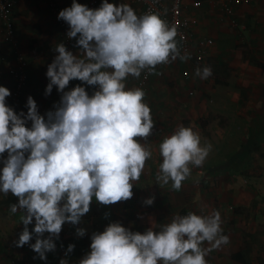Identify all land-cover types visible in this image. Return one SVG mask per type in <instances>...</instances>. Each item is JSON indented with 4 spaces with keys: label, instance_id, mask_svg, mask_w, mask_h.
<instances>
[{
    "label": "clouds",
    "instance_id": "9594fccd",
    "mask_svg": "<svg viewBox=\"0 0 264 264\" xmlns=\"http://www.w3.org/2000/svg\"><path fill=\"white\" fill-rule=\"evenodd\" d=\"M58 19L69 25L67 36L76 38L82 52L77 56L63 43L56 46L58 55L47 66L45 89L46 96L53 86L62 93L55 111H48L45 119L29 96L27 114H17L6 103L10 90L0 86V156L7 153L0 193L17 197L10 211L24 213L16 246L28 244L35 234L30 247L42 260L55 250L53 237L59 238L62 225L77 224L90 211L93 197L103 205L131 199L133 182L139 181L152 157L150 148L140 142L155 127L146 92L126 88L128 77L138 79L145 70L159 74L158 65L190 58L181 55L177 26H170L159 12L137 15L129 4L108 0L92 9L73 0ZM195 75L206 80L212 69L197 67ZM71 80L98 90L89 95L77 85L65 91ZM28 121L31 127L26 126ZM212 147L209 142L202 145L192 127L179 126L159 144L162 163L156 182L160 186L171 182L179 191L191 175L190 165L202 167ZM153 202L154 198L145 201ZM221 224L218 210L210 215L192 211L176 215L159 231L149 228L144 233L110 223L103 232L92 234L91 251L79 264H208L205 257L229 243ZM46 232L48 237L42 238ZM77 234L83 236L85 230L77 229ZM74 247L70 244L67 252Z\"/></svg>",
    "mask_w": 264,
    "mask_h": 264
},
{
    "label": "crops",
    "instance_id": "0c3cea01",
    "mask_svg": "<svg viewBox=\"0 0 264 264\" xmlns=\"http://www.w3.org/2000/svg\"><path fill=\"white\" fill-rule=\"evenodd\" d=\"M186 1L189 5V15L197 17L199 20L198 24L194 27L195 35L197 37L209 36L214 38V45L210 48L209 55L206 59L211 57L216 61H219L221 64H225L228 61L229 66L232 67L234 65V59L230 57H233L232 52L236 53V50H230L232 47H230L229 44H232V42L237 40V44H239V48H241L238 50L239 58L240 60L246 59L244 64H240L239 62V66H242L247 70L254 68L255 74H261L260 78L257 76L252 78L247 76V73L241 74L238 82L239 90H242L241 85H256V94L258 95L256 100L263 102L264 0H250V4L247 3V0H243V2L236 9L239 20L238 28H233L226 21L222 20V12L218 6L217 0H203V5L200 9L191 7L193 0ZM72 2L73 0H59V4L63 9L70 7ZM76 2L79 3L80 0H76ZM108 2L117 5L126 3L129 4L134 10L141 9L142 7L141 4L135 3L133 0H108ZM3 33L4 28L2 22L0 21V86L7 87L11 92V95L6 97L7 105L13 108L17 114H19L21 111L27 114V98L32 96L38 105L39 114L45 116V119H47L46 113L48 111H55L54 106L59 104L60 98L62 96V93L57 90L56 86H53V90L50 95H45V89L49 83V80L46 77L47 66L53 61L55 56L58 55V53L55 51L56 46L60 43L65 45L64 39L61 36L57 17L51 10L48 0H18V5L15 10V39L20 46L27 62L22 68V71L26 75V83L22 88L19 101L13 100V93L17 86V81L13 78L10 71L12 68H18L20 63L16 58L13 45L4 41ZM219 36L224 37V40H222L224 45L220 47L217 46ZM73 40L76 43V38H73ZM74 46L76 47H74L71 51L74 55L80 56L82 50L76 44ZM243 47L247 51H243ZM245 52L247 54H245ZM191 58L194 57H190L189 59ZM251 59H254L256 62H260L262 65L253 64ZM177 60L180 59L177 58ZM188 60L184 61L183 64H187ZM161 66L162 65L157 66L156 72H158V69L161 68ZM154 75L155 74L152 75L153 81L150 84V80L147 89L144 90L146 92L144 100L146 99V101H148L146 103H148L151 108L153 107L154 103L151 100L154 99L155 93H153V90L156 89L154 84L159 85V83L154 80ZM138 79L134 77H128L126 81V88L139 87ZM79 82L81 86L85 87L88 94H90L91 90L96 87L89 86L81 81ZM223 84L227 85L228 83L226 82ZM65 91L67 90L65 89ZM178 91L179 90L173 92L172 94L170 93L168 97H170V95L177 94ZM149 95L152 96L151 99ZM239 95L240 94H233L234 97H239ZM212 98V100H214V98L218 99L217 97ZM160 104L162 105L163 101ZM152 111L153 109L151 110V117L155 123V127L153 128L152 134L147 138V140L140 139V142L149 147L150 150L159 148V144L162 142V140L177 130V128L170 129L162 126V130H160L162 132L160 134L156 130L160 124L155 122L156 119L152 116ZM251 115L256 118L264 117V103L260 105V107L256 109V112ZM258 122L259 126H255L254 131L257 133L262 131L264 132L263 118L258 120ZM212 124L214 126L215 123ZM215 125L217 129L222 127V125L219 123ZM26 126L31 127V121H28ZM261 134L263 135V133ZM262 135L260 137H262ZM6 158V152L0 156V170H2L4 166L3 160ZM214 158L215 156L211 159L214 160ZM217 158L219 157L217 156ZM155 159L150 158L147 160L140 178H143V180L150 179V163L153 161L162 163L161 155L155 157ZM245 159L246 157L243 160ZM243 160L235 162V168H230L229 171H233L234 169L240 168V166H244L242 165ZM216 162L218 161L209 163L210 165L207 167V172L210 174L214 172V174H216L215 176L224 174L222 170H216L217 167L212 166L219 164ZM189 178L190 179L186 181L199 180L201 176L198 173H194L191 174ZM136 182L138 181L133 183ZM142 189L133 190L132 192L133 194H136ZM211 189V192L206 190L199 191L197 193V197H204L205 195L208 198L205 206H201V202H199L196 206L191 204L190 210L186 209V214L189 211H192L198 215H210L214 210H218L221 214V227L223 231H225L224 233L229 236V243L211 251L205 257L208 264H264V251L261 249L260 252H250L248 251L249 246H246L248 245L247 242H252L251 239H249L248 231L254 232L257 230V228H259L258 226L263 229V233L260 232L259 234L260 237L262 234L264 237V227H261V224L264 226V190L252 193L245 189L232 192L223 189ZM148 196L150 197L149 193L147 194V197ZM16 203H18V198L11 193H9L7 196H5L3 193H0V207H2V244L0 243V259L9 260L17 255H24L30 259H40L39 257H30L28 253L23 252V250L25 251L31 249V240L23 247L16 246V234L21 233V230L24 228V225L20 219L24 213L20 210H18L16 213H12L10 211V205ZM234 205L236 206L237 210L242 207L238 213L229 212V208L234 209ZM182 208L185 207H180L179 210L175 212V214L181 215ZM115 209L116 210H113V212H118V208ZM119 209L123 215V218H125L124 222L119 220L114 222L110 221L106 215L108 212L107 211L105 212L103 218L97 222L96 225H94V231L103 232L110 223L115 222L120 223L122 226L133 232L144 233L149 228L159 231L162 225L169 223L175 216H172V213H169L171 208L168 207V205H159L153 207L148 204L127 205L120 207ZM32 225L33 222L32 224L28 225V228L31 229ZM90 244L91 237L86 238L85 242L73 244L75 246L73 251H66L61 260H65L66 264H79V261L91 251ZM205 246L207 247L209 245L205 244ZM239 252L243 253L247 261L246 263L240 262L234 258V254ZM61 254H63V252ZM54 259H49L47 255V259L45 261L60 264L61 260L57 259L55 256Z\"/></svg>",
    "mask_w": 264,
    "mask_h": 264
},
{
    "label": "rangeland",
    "instance_id": "374dc122",
    "mask_svg": "<svg viewBox=\"0 0 264 264\" xmlns=\"http://www.w3.org/2000/svg\"><path fill=\"white\" fill-rule=\"evenodd\" d=\"M247 3L250 4V0H247ZM222 40H224V37L219 36L218 47L224 45ZM229 46L232 47L230 50H236V53L232 52L233 57H230L234 59V65L232 67L229 66L228 61L225 64H221L211 57L203 61L191 58L185 65L183 64L184 61L177 59L169 64H162L161 68L158 69L159 74L154 75V80L159 83V85L154 84L156 86V89L153 90V93H155L154 99H151L152 96L149 95L150 99L154 102L153 107H150V109H153L152 116L155 117V122L160 124L158 129H156L160 134L162 132L160 131L162 130V126L170 129H178L183 124L185 127H192L194 131L199 133L202 145L205 142L212 144V151L202 167L190 165L191 174L198 173L201 178L199 180L183 181L179 191L174 190L171 184L160 186L156 182L155 177L161 163L158 161L151 162V176L147 180L150 183L145 189L143 188L140 192L133 194L132 198L127 201H120L112 205L100 204L93 197L90 203V211L81 217L77 224L73 225L65 222L62 225L59 238L53 237L56 245L55 250L47 252L46 257L48 255L49 259H54L55 256L61 260L67 251V246L85 242L86 238L92 236L95 232L93 229L94 225L103 218L105 212L108 211L106 215L110 221L114 222L119 220L124 222L125 218H123L119 208L127 205L146 204L145 201L148 198H154V202L151 204L152 207L168 205L171 208L169 213H172V216H176L178 214H175V212L180 207H185L187 210H190L191 204L196 206L201 202V206L206 205L208 198L205 195L204 197H197L199 191L209 190L211 192V188L231 192L245 189L256 193L257 191L264 190V132L257 133L254 131L255 126H259L258 120L262 118L264 120V117L256 118L251 115L256 112V109L264 101L256 100V97H258L256 94V85H241V91L238 87L241 74L247 73V76L252 78L256 76L260 78L261 74H255L254 68L249 69L251 70L249 71L239 66V62L240 64H244L246 59L240 60L239 58L238 50L241 48H239L237 40L229 44ZM242 50L247 51L245 48ZM245 54L247 53L245 52ZM204 66H210L212 69V75L206 80L200 79L195 75L196 68H203ZM186 73H190L191 75L189 81H186L184 77ZM150 80L151 84L153 76H151ZM226 82L228 83L227 85L223 84ZM177 90H179L177 94L168 97L170 93L172 94ZM233 94H240V98L234 97ZM211 96L217 97L218 99L214 98L212 100L213 98ZM162 101L163 104L161 105L160 103ZM145 102L148 101L145 99ZM212 123H219L222 127L217 129L216 125L214 124L213 126ZM261 135L262 137H260ZM244 148H248L247 155H245L246 159L242 163L244 166H240L238 168L239 170L234 169L233 171H229L230 168H235L234 159ZM151 151L152 159L160 155L158 153L159 148ZM214 156V160L211 159ZM213 161H218L216 163L219 164L212 166L217 167L216 170H222L224 174L215 176L216 174L214 172L211 174L207 172L209 163ZM140 180H143V178H140ZM146 191L150 194V197H147L148 193ZM115 208H118V212H113V210H116ZM240 208L237 210L234 205V209L229 208V212L238 213L241 210ZM34 225L35 220L33 221L32 228L29 229L30 232L33 230ZM258 227L254 232L248 231L249 239L252 242H247L248 245L246 246H249L248 251L250 252H260L261 249L264 251V237L263 234L261 237L259 235L260 232L263 233V229L260 226ZM261 227H264L263 224H261ZM77 229H84L85 234L79 236ZM224 232L223 234L226 235ZM19 235L20 233L16 234V240L19 239ZM47 237L48 233L46 232L42 238ZM35 240L36 236L33 234L30 243L34 244ZM0 243L2 244V207H0ZM23 252L28 253L30 257H39L32 248L30 250H23ZM62 252L63 254H61Z\"/></svg>",
    "mask_w": 264,
    "mask_h": 264
},
{
    "label": "built area",
    "instance_id": "2783aa9c",
    "mask_svg": "<svg viewBox=\"0 0 264 264\" xmlns=\"http://www.w3.org/2000/svg\"><path fill=\"white\" fill-rule=\"evenodd\" d=\"M135 3L141 4V9L135 10L137 15H143L149 11L161 13V17L168 24L177 26L178 47L181 55L188 54L190 57L196 58L198 61L205 60L210 52V48L214 45V38L197 37L194 27L198 24V18L189 15V5L186 0H133ZM243 0H217L218 6L222 12V20L226 21L231 27L238 28L239 20L236 9ZM81 4L87 5L89 8L95 9L101 6L102 0H80ZM51 10L57 17L58 25L61 31V36L64 39L66 48L72 50L76 43L73 38L67 36L69 25L62 19H58V14L63 10L59 4V0H48ZM18 5V0H0V21L3 24L4 33L3 39L7 43H11L14 47L16 58L20 63L18 68L11 69V75L17 81V86L13 93V100L19 101L22 88L26 83V75L22 68L26 65L24 54L15 39V10ZM203 5V0H193L191 7L200 9ZM152 74H148L147 70L142 72L138 79V86L146 90ZM131 77V76H129ZM146 77V78H145ZM185 79L190 80V73L185 74ZM80 85L78 80H71L66 90L69 91L75 86ZM98 86L93 88L89 95H92ZM0 264H56L54 262L45 261L42 259H30L24 255H17L9 260L0 259Z\"/></svg>",
    "mask_w": 264,
    "mask_h": 264
},
{
    "label": "trees",
    "instance_id": "16d2710c",
    "mask_svg": "<svg viewBox=\"0 0 264 264\" xmlns=\"http://www.w3.org/2000/svg\"><path fill=\"white\" fill-rule=\"evenodd\" d=\"M252 63L253 64H256V65H262L260 62H256L254 59H251ZM248 148H244L239 154L237 157H235V162L239 161V160H243V158H245V155H246V152H247ZM190 179L189 177L186 179L188 180ZM185 180V181H186ZM150 183V182H149ZM147 180H139L138 182L136 183H133V187H132V191L133 190H138V189H142V188H146V186L149 184ZM171 182H169L168 185H170ZM187 212L186 208H182L181 209V215H185ZM234 258L236 260H239L240 262H247L243 253L242 252H239V253H236L234 254Z\"/></svg>",
    "mask_w": 264,
    "mask_h": 264
}]
</instances>
